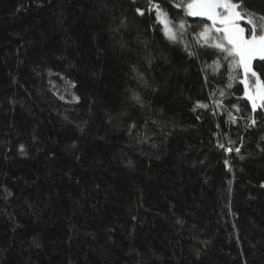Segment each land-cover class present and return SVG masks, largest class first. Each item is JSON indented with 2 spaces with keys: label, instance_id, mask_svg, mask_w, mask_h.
<instances>
[{
  "label": "trees",
  "instance_id": "16d2710c",
  "mask_svg": "<svg viewBox=\"0 0 264 264\" xmlns=\"http://www.w3.org/2000/svg\"><path fill=\"white\" fill-rule=\"evenodd\" d=\"M149 7L0 0V264H264V110Z\"/></svg>",
  "mask_w": 264,
  "mask_h": 264
},
{
  "label": "snow or ice",
  "instance_id": "6c2138e0",
  "mask_svg": "<svg viewBox=\"0 0 264 264\" xmlns=\"http://www.w3.org/2000/svg\"><path fill=\"white\" fill-rule=\"evenodd\" d=\"M249 2L250 0H169L170 6L179 10L177 16L183 12L184 16L199 17L202 21L210 22L201 23L199 30L194 32L195 49L182 39L191 28L185 19L179 18L173 22L156 0H149V11L155 12L156 20L162 25L164 35L170 42L184 44V51L189 58L200 59L201 55L216 57L211 64L205 62L201 70L205 73L206 84L209 69L214 78L226 75L224 87L216 90L219 95L225 96L226 89H232L234 82L239 83L243 86V95L237 99L247 100L251 112L256 113L258 108L264 110V13L250 9ZM137 13L143 16L144 10L138 8ZM254 61H258L255 66ZM210 95L215 96L216 92ZM133 99L140 101L139 96L134 95ZM216 103L219 107L222 101ZM196 107L208 108V105L197 102ZM233 107L237 112L241 111L239 105L234 104ZM228 116L233 123L236 122L237 117L231 112ZM248 119L252 126L256 125L255 118L250 116ZM235 151L239 152V148Z\"/></svg>",
  "mask_w": 264,
  "mask_h": 264
},
{
  "label": "rangeland",
  "instance_id": "374dc122",
  "mask_svg": "<svg viewBox=\"0 0 264 264\" xmlns=\"http://www.w3.org/2000/svg\"><path fill=\"white\" fill-rule=\"evenodd\" d=\"M190 18H192V17H190ZM199 18V17H198ZM160 24V23H159ZM161 25V24H160Z\"/></svg>",
  "mask_w": 264,
  "mask_h": 264
}]
</instances>
